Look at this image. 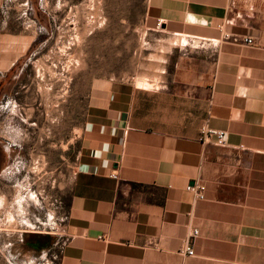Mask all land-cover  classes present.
Segmentation results:
<instances>
[{"label":"crops","instance_id":"1","mask_svg":"<svg viewBox=\"0 0 264 264\" xmlns=\"http://www.w3.org/2000/svg\"><path fill=\"white\" fill-rule=\"evenodd\" d=\"M11 1L0 90L34 41L36 18ZM148 18L186 43L160 86L90 97L58 264H264V0H149ZM204 124L229 146L200 143ZM188 240L193 256L179 253Z\"/></svg>","mask_w":264,"mask_h":264},{"label":"rangeland","instance_id":"2","mask_svg":"<svg viewBox=\"0 0 264 264\" xmlns=\"http://www.w3.org/2000/svg\"><path fill=\"white\" fill-rule=\"evenodd\" d=\"M20 2L36 21L0 90V264H58L90 97L160 86L186 40L154 26L149 0Z\"/></svg>","mask_w":264,"mask_h":264},{"label":"built area","instance_id":"3","mask_svg":"<svg viewBox=\"0 0 264 264\" xmlns=\"http://www.w3.org/2000/svg\"><path fill=\"white\" fill-rule=\"evenodd\" d=\"M161 22L158 23L160 25ZM227 38H229V35H226ZM237 41V39H235ZM244 43L247 45H253L254 40L253 38H245ZM199 142L202 144H209V145H214L217 147L225 148L229 146V132L225 130H218L209 127L207 124H204L200 128V133H199ZM113 178H117L116 176H113ZM186 190L190 193H192L197 200L203 201L205 200V187L200 184V183H194L191 185H188ZM193 237L198 236V231L194 230ZM179 253L185 254L187 256H193L194 255V250L191 246L190 241H186L183 246L180 248Z\"/></svg>","mask_w":264,"mask_h":264}]
</instances>
